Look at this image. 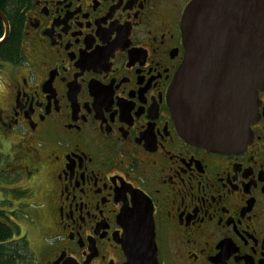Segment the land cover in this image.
Wrapping results in <instances>:
<instances>
[{
	"label": "flooded vegetation",
	"instance_id": "flooded-vegetation-1",
	"mask_svg": "<svg viewBox=\"0 0 264 264\" xmlns=\"http://www.w3.org/2000/svg\"><path fill=\"white\" fill-rule=\"evenodd\" d=\"M190 1L19 0L3 12L9 31L18 23L13 59L0 60V188L46 236L34 246L26 225L0 218V264H125L118 240L137 204L151 212L155 264H264V85L233 151L187 141L167 101Z\"/></svg>",
	"mask_w": 264,
	"mask_h": 264
},
{
	"label": "water",
	"instance_id": "water-1",
	"mask_svg": "<svg viewBox=\"0 0 264 264\" xmlns=\"http://www.w3.org/2000/svg\"><path fill=\"white\" fill-rule=\"evenodd\" d=\"M0 19L1 43L9 33L1 10ZM180 31L184 57L167 91L176 127L195 145L238 150L250 139L257 89L264 85V0H191ZM127 212L118 240L125 264H155L150 210L137 204Z\"/></svg>",
	"mask_w": 264,
	"mask_h": 264
},
{
	"label": "rangeland",
	"instance_id": "rangeland-1",
	"mask_svg": "<svg viewBox=\"0 0 264 264\" xmlns=\"http://www.w3.org/2000/svg\"><path fill=\"white\" fill-rule=\"evenodd\" d=\"M4 67H2V70L0 72V88H1V80L2 77H4V72L3 70L5 69L6 64L3 62L2 64ZM5 161V158L3 159ZM27 182L25 179L22 182H18V184H21L20 188L26 187ZM0 184H3L5 186H9L7 182H0ZM14 189L9 190L5 188H0V199H5L3 203L0 204V209H2V212L6 214L8 218H13L14 220L16 219L19 224L26 225V229L28 230V233L31 236V240L33 245L43 242L46 236V231L41 227V225H37L34 223H30L31 218L38 220V213L33 211L31 207H25L24 205H17L16 202L17 200L21 201V198H17V194L13 192ZM16 196V197H15ZM10 200L7 201L6 200ZM11 201L13 204H11ZM25 201V199H24ZM9 204V205H8ZM35 243V244H34Z\"/></svg>",
	"mask_w": 264,
	"mask_h": 264
},
{
	"label": "trees",
	"instance_id": "trees-1",
	"mask_svg": "<svg viewBox=\"0 0 264 264\" xmlns=\"http://www.w3.org/2000/svg\"><path fill=\"white\" fill-rule=\"evenodd\" d=\"M18 1L19 0H0V10L4 13L6 12L8 14H13L18 7ZM12 16L16 22L10 19L11 24H10V31L8 38L4 42L0 43V60L1 58L2 59L6 58V60H12L13 59L12 57L14 56L13 54L15 52L16 43H17L16 40L17 34L14 31L16 29V23H18V21L16 16L14 15ZM3 32H4V26L0 19V37L2 36ZM0 218H6V215L2 212L1 209H0ZM8 233H9L8 226L5 223L0 222V241ZM1 256H2V248L0 247V257Z\"/></svg>",
	"mask_w": 264,
	"mask_h": 264
}]
</instances>
